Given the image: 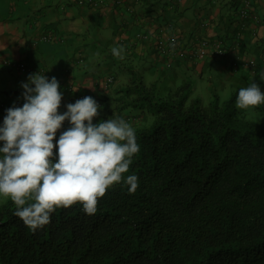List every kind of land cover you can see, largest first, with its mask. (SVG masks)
Wrapping results in <instances>:
<instances>
[{
  "label": "trees",
  "instance_id": "obj_1",
  "mask_svg": "<svg viewBox=\"0 0 264 264\" xmlns=\"http://www.w3.org/2000/svg\"><path fill=\"white\" fill-rule=\"evenodd\" d=\"M156 87L132 75L115 88L116 112L145 117L126 116L141 146L137 191L117 184L94 215L60 208L35 232L8 197L0 264H264V105L250 120L234 97L192 96L190 78Z\"/></svg>",
  "mask_w": 264,
  "mask_h": 264
},
{
  "label": "crops",
  "instance_id": "obj_2",
  "mask_svg": "<svg viewBox=\"0 0 264 264\" xmlns=\"http://www.w3.org/2000/svg\"><path fill=\"white\" fill-rule=\"evenodd\" d=\"M240 3L241 0H140L134 4L133 13H127L111 3L92 8L78 5L76 0H0V101L19 98L23 103L21 83L39 71L59 80L63 91L60 112L84 94L103 106L94 122L127 115L144 120L140 110L128 108L119 113L113 109L118 78L121 75L125 85L130 77L116 72L126 69L118 68V62L121 65L134 59L145 63H140L141 68L147 69L153 80L146 82L144 72L140 76L146 83H156L161 94L185 79L194 80L192 75L206 82L210 95H219L212 89L227 85L238 93L254 77L264 91V82L258 79L264 69V0H257L254 5L259 21H250L251 27L236 49L248 67L231 66L236 51L231 49L224 57L177 58L167 68L165 58L156 53L152 41L141 38L148 32L153 39L157 28L168 25L181 34L188 46L201 38H221L232 45L233 33L238 30L234 5L238 7ZM114 45H124L122 56L112 54ZM107 76L114 79L106 89L102 82ZM76 88L79 89L72 91ZM3 118L0 107V123ZM67 127L65 121L57 138Z\"/></svg>",
  "mask_w": 264,
  "mask_h": 264
},
{
  "label": "clouds",
  "instance_id": "obj_3",
  "mask_svg": "<svg viewBox=\"0 0 264 264\" xmlns=\"http://www.w3.org/2000/svg\"><path fill=\"white\" fill-rule=\"evenodd\" d=\"M111 51L120 57L124 45ZM44 73L29 74L21 83L23 104L6 109L0 123V196L11 199L14 214L34 232L50 224L57 209L79 204L94 215L100 198L115 185L135 193L140 184L129 172L141 148L134 126L122 116L94 122L103 106L90 95L60 112V82ZM256 79L238 90V108L264 105ZM258 79L264 82V69ZM65 121L69 127L57 138Z\"/></svg>",
  "mask_w": 264,
  "mask_h": 264
},
{
  "label": "built area",
  "instance_id": "obj_4",
  "mask_svg": "<svg viewBox=\"0 0 264 264\" xmlns=\"http://www.w3.org/2000/svg\"><path fill=\"white\" fill-rule=\"evenodd\" d=\"M139 2L140 0H76L78 5L92 8L111 3L112 5L124 8V11L127 13H133L134 4ZM256 2L257 0H241L236 11L238 30L233 33L234 43H232V45L221 38L213 40L201 38L188 46V44H185L181 34L170 30L168 25L157 28L153 35V39H151V34L148 32H144L141 38L147 42H150V40L152 41L156 53L165 58V66L167 68L172 67L174 61L181 57H188L190 59H204L209 55L224 57L229 55L231 49L236 50L241 47L240 44L244 37V33L251 27L250 21H259L258 14L255 12L254 8ZM242 65L247 66L248 62L236 50L232 57V66L238 67ZM113 79V76H107L102 82L103 87L107 89V87L113 82ZM83 97H85L84 94L79 96L80 99ZM14 104L16 106H21L23 103L19 98H14L9 101H0V107L2 108L4 116L6 115V109ZM125 118L127 120L129 119V117Z\"/></svg>",
  "mask_w": 264,
  "mask_h": 264
},
{
  "label": "rangeland",
  "instance_id": "obj_5",
  "mask_svg": "<svg viewBox=\"0 0 264 264\" xmlns=\"http://www.w3.org/2000/svg\"><path fill=\"white\" fill-rule=\"evenodd\" d=\"M120 63H122V62L119 61L118 62L119 65L116 64L118 66V68L123 66V68H126V69H122V70L117 69V71H116L117 73L121 72L122 74L125 73L126 75L130 74V76H132V75L138 76V75L143 74V72H144L145 73V77H146V79H145L146 82L149 81V80H153V77L151 78V75L149 74L147 69H142L141 68V64L145 66L144 62H139L138 60L134 59L131 62L125 61V62H123L124 64H121V65H120ZM144 66H142V67H144ZM231 66H232V63H231ZM248 66L249 65H247V67ZM136 68L139 71L135 70ZM214 75H216V74H214ZM192 77H193L192 79H194V80H192L193 83H194V91L192 93V96L200 97L201 100L203 101V103L207 104L210 101V99H211V97H210L211 96L210 95L211 94L210 89L206 86V82L205 81L203 82L199 78L196 79L197 76H193L192 75ZM129 78H128V80H129ZM117 82H118V84H117L118 88L123 86L121 75H120V78H118ZM178 82H180V81H178ZM181 83L182 82H180L179 84L177 83L178 86ZM214 91L219 93V95H221L222 99H224V100L229 99L231 97H234L235 98V105H236V97H237L238 93L236 91H234V88L231 87L230 85H227L225 87H219V88L215 87V88L212 89V92H214ZM254 107H250L248 109H240L238 107L237 108L240 110V112L242 113V115L245 118L250 119V120H258V119H260V114H259L258 110L255 109ZM150 122H151V120H150ZM144 123H147L146 120H145ZM7 199H8V197L0 196V204L5 202V200H7Z\"/></svg>",
  "mask_w": 264,
  "mask_h": 264
}]
</instances>
